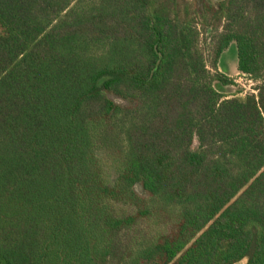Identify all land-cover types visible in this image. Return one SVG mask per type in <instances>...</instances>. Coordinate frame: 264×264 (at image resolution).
Listing matches in <instances>:
<instances>
[{
  "label": "trees",
  "instance_id": "obj_1",
  "mask_svg": "<svg viewBox=\"0 0 264 264\" xmlns=\"http://www.w3.org/2000/svg\"><path fill=\"white\" fill-rule=\"evenodd\" d=\"M0 264H264V0H0Z\"/></svg>",
  "mask_w": 264,
  "mask_h": 264
},
{
  "label": "rangeland",
  "instance_id": "obj_2",
  "mask_svg": "<svg viewBox=\"0 0 264 264\" xmlns=\"http://www.w3.org/2000/svg\"><path fill=\"white\" fill-rule=\"evenodd\" d=\"M208 66L211 73H215L216 69L212 67L210 59H208ZM236 66H237V50H236V44L233 43L224 52V54L220 59V63L218 65V69L220 71L229 74L234 82L233 85H229L225 87V93L228 95L238 93L241 96L246 94L247 92L256 93V82L250 80L249 77H245L243 76V74L239 73L237 71Z\"/></svg>",
  "mask_w": 264,
  "mask_h": 264
},
{
  "label": "built area",
  "instance_id": "obj_3",
  "mask_svg": "<svg viewBox=\"0 0 264 264\" xmlns=\"http://www.w3.org/2000/svg\"><path fill=\"white\" fill-rule=\"evenodd\" d=\"M243 76L247 77L246 75H243ZM250 80H251V79H250Z\"/></svg>",
  "mask_w": 264,
  "mask_h": 264
},
{
  "label": "crops",
  "instance_id": "obj_4",
  "mask_svg": "<svg viewBox=\"0 0 264 264\" xmlns=\"http://www.w3.org/2000/svg\"><path fill=\"white\" fill-rule=\"evenodd\" d=\"M236 68H237V66H236Z\"/></svg>",
  "mask_w": 264,
  "mask_h": 264
}]
</instances>
